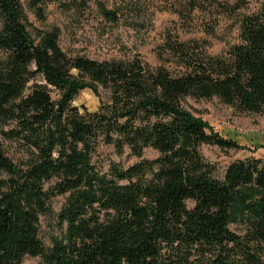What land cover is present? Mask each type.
<instances>
[{"label": "trees", "instance_id": "1", "mask_svg": "<svg viewBox=\"0 0 264 264\" xmlns=\"http://www.w3.org/2000/svg\"><path fill=\"white\" fill-rule=\"evenodd\" d=\"M186 1L194 10L219 0ZM0 20L1 133L28 156L16 163L0 142V264H264V159L218 174L202 145H241L184 103L218 97L264 114V1L223 54L168 38L176 68L138 53L70 57L58 28L32 36L21 0H0ZM86 88L108 93L96 111L74 105ZM101 143L138 161L105 170L94 160ZM56 196L62 234L46 244L40 219Z\"/></svg>", "mask_w": 264, "mask_h": 264}, {"label": "rangeland", "instance_id": "2", "mask_svg": "<svg viewBox=\"0 0 264 264\" xmlns=\"http://www.w3.org/2000/svg\"><path fill=\"white\" fill-rule=\"evenodd\" d=\"M264 0H219L216 4L201 3L190 10L186 0H45L40 10L21 0L24 22L35 39L53 28L60 33L59 43L70 57L84 55L99 61L128 58L136 53L152 66L165 65L176 68L165 54L168 38L182 41H198L210 54H223L230 45L240 42L241 18L258 12ZM241 6L240 8H238ZM110 10L113 14H106ZM3 22L0 20V30ZM108 93L100 88L98 95L91 88L80 92L74 101L82 112L96 111ZM185 106L196 116L203 118L226 137L240 143V148H221L202 145L206 160L222 175L226 167L237 159L257 157L264 159V114L238 110L218 97L196 99L187 97ZM0 142L6 153L16 163L27 160L25 150L15 141L7 140L1 131ZM158 152L152 148L145 157L154 158ZM107 170L116 162L128 166L137 157L118 153L113 145L101 143L94 156ZM5 172L0 178H6ZM65 198L52 199V212L40 219V235L46 244L55 236H61L62 227L54 216ZM27 257L26 263L36 261Z\"/></svg>", "mask_w": 264, "mask_h": 264}]
</instances>
